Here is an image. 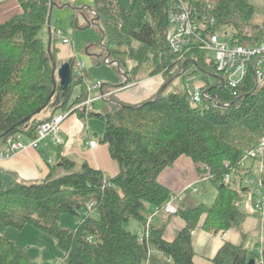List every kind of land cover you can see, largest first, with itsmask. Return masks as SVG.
<instances>
[{
    "label": "trees",
    "instance_id": "obj_1",
    "mask_svg": "<svg viewBox=\"0 0 264 264\" xmlns=\"http://www.w3.org/2000/svg\"><path fill=\"white\" fill-rule=\"evenodd\" d=\"M16 1L22 13L0 23V146L17 135L34 139L43 123L71 112L88 96L85 76L74 58L68 61L72 70L68 91L64 93L57 82L51 96L54 66L48 45L60 65L58 28L51 27L47 42L39 35L48 28L52 0ZM182 1L201 15L205 34L230 30L232 43L264 41L263 27L249 28L255 15L249 0ZM177 3L92 0L91 8H84L88 19L98 18L91 25L100 39L104 35L103 55L94 59L95 64L106 59L112 65L117 62L114 68L128 79L123 87L159 75L168 84L157 100L155 95L139 105L121 103L113 94L96 115L105 124L99 141L118 163L117 175L108 177L86 162L79 166L61 154L59 145L58 162L41 182H7L0 177V264H31L28 252L4 236L8 228L26 226L55 238L65 264H195L192 232L199 226L220 232L239 228L247 217L239 206L250 190L242 186L246 178H260L264 194V173H258L256 165L239 166L244 152L258 147L264 138V82L257 86L251 71L232 88L216 77V65L207 61L204 51L175 53L167 33L168 16ZM190 74H200L202 91L211 99L198 104L187 89L167 92L174 80ZM76 87L81 88L80 95L70 103ZM70 115L82 118L85 113L75 109L64 121ZM182 156L190 158L200 178L208 177L216 188L213 204L179 211L186 226L172 242L165 239L163 226L153 224L148 237L128 231L125 224L132 220L145 228L148 215L170 200L172 193L159 176ZM226 174L232 175L230 183L224 182ZM252 201L256 203L255 194ZM90 203L94 208L87 213ZM63 214L80 217L74 230L60 227ZM251 258L256 259L242 244L226 242L213 264H248Z\"/></svg>",
    "mask_w": 264,
    "mask_h": 264
},
{
    "label": "crops",
    "instance_id": "obj_2",
    "mask_svg": "<svg viewBox=\"0 0 264 264\" xmlns=\"http://www.w3.org/2000/svg\"><path fill=\"white\" fill-rule=\"evenodd\" d=\"M61 1L64 2V0ZM16 2V0L4 1L3 5L0 6V8H2V6L5 8L2 11L3 14L12 11L16 16L20 15L22 13V8L19 3ZM77 2L76 0L75 3ZM59 4L60 2L56 3L55 6H59ZM83 8L89 9V7L86 6ZM3 22H6V20ZM63 63L64 62H61L60 64ZM163 83L162 77L155 76L122 87V90L116 92L111 90V92H114V96L121 103L139 105L148 101L153 96L158 95ZM197 85H203V83L198 81L195 87ZM78 88L81 89L80 87ZM79 95L80 92L77 97ZM111 98L112 96L109 99L110 101ZM88 116L85 115L81 118L78 115H70L63 121L61 125L63 144H61L60 152L63 156L70 158L76 163H79L77 160H83V163L86 162L92 168L98 169L104 174L105 172L108 173V177H113L119 173V165L111 158L107 145L102 146L103 144L100 142L97 143L95 148L90 147V142L95 140L89 138L91 127ZM79 119L82 120L84 124L81 123ZM101 136L102 135L99 136V139ZM85 146H88V150L86 151H84ZM57 148L58 146L48 141L38 149H30L0 159V177L7 182L13 179H19L28 183L41 182L47 177L50 167L55 166L58 162L57 158L59 151ZM159 181L170 189L173 196L177 197L175 204L180 211L196 208L200 204H205L203 200L204 193L199 189L198 185L208 180L200 178L195 164L190 158L186 156L179 158L172 167L161 173ZM247 193L251 195V198L247 196L244 198L243 202L239 204L240 208L243 209L247 215L245 221L239 228H232L226 232H220L217 230L207 231L204 230L202 226H199L192 232V247L195 253V264H213V259L217 252L226 242L242 244L249 251V239L258 241L259 237L261 241L258 242V249L260 248L261 250H258V253L261 252V256L264 259V223L254 209L255 204H253L252 199L255 190H249ZM165 217L166 219L162 220L157 218L154 225L163 226L165 239L172 242L185 228L186 223L179 214L166 215ZM143 230L144 234V226ZM143 234L137 235L142 236ZM255 257L256 264V260L259 256L256 255ZM200 260L202 261L200 262Z\"/></svg>",
    "mask_w": 264,
    "mask_h": 264
},
{
    "label": "built area",
    "instance_id": "obj_3",
    "mask_svg": "<svg viewBox=\"0 0 264 264\" xmlns=\"http://www.w3.org/2000/svg\"><path fill=\"white\" fill-rule=\"evenodd\" d=\"M69 4H73L76 0H65ZM188 5L182 0H178L175 10L170 11L168 19L170 29L167 33V40L175 53L188 52L191 49H200L207 55V61H213L216 65L218 75L227 82L232 88H237L252 71L256 85L264 82V41L254 44L243 45L238 42L232 43V35L228 32L223 34H205V27L199 21L201 16L197 10ZM96 16V12H91ZM205 20V19H203ZM55 37L63 42V44H70L72 41L60 29H55ZM106 64H110L108 59ZM116 65V63H113ZM78 71L84 76V63H78ZM203 85H197L194 89L192 99L195 103H201L204 99H211L207 92L202 91ZM88 96L85 101L75 106V109H81L86 116H88L89 108L95 101H108L114 92L106 89L102 83H86ZM215 104H219V100H215ZM72 110V111H73ZM71 111V112H72ZM55 115L50 121L43 123L37 131L34 139H26L21 135L11 137L8 141L0 146V159L15 155L17 153L27 151L30 149H38L43 144L51 141L55 146L63 144V137L61 136V125L64 119L71 113ZM96 141L90 142V147L95 148ZM262 174L264 173V138L260 145L252 150H246L239 162L242 168H249L253 166ZM208 180V177L203 178ZM232 175L226 174L224 182L230 183ZM246 183L252 186L256 195L255 211L264 223V194L261 192L263 188V181L260 178L248 177L245 179ZM107 183V178H104ZM177 197L171 196L170 200L162 205L156 207L147 217L145 226V236L148 237L150 227L154 224L157 217L160 215H175L179 213L176 206ZM94 203L88 206V212L92 213ZM144 236L141 238V240ZM256 264H264V259L261 256L256 260Z\"/></svg>",
    "mask_w": 264,
    "mask_h": 264
},
{
    "label": "rangeland",
    "instance_id": "obj_4",
    "mask_svg": "<svg viewBox=\"0 0 264 264\" xmlns=\"http://www.w3.org/2000/svg\"><path fill=\"white\" fill-rule=\"evenodd\" d=\"M77 1V3L73 4H69L65 0L64 2L59 1V6L53 7L52 10L51 27L62 30L63 33H65L66 36H68L72 41L70 44H63L61 40H57L56 47L58 49V52L56 55V59L58 63H66L71 58H74L77 65L78 63H84L83 71L86 83L99 82L104 84L106 89H110L114 92L122 90L121 88L125 82V78L123 76L124 72H117V70L114 68V65L112 64L102 63L100 65H97L94 62L95 58L103 55V50L100 45L101 39L98 29L91 25L92 18H87V12H84L83 8L84 6L90 8L92 6V0ZM249 1L255 7V15L249 28L252 29L253 26H260L264 28V0ZM4 9L5 8H3V6L2 8H0V22H3L5 20L7 21L8 19H11L13 15H15V13H12V11L3 14L2 11ZM230 32L231 31L229 30L228 33L231 34ZM39 37L47 42L49 38L48 28L43 29L40 32ZM61 65L62 64L58 65L57 67H60ZM131 65H133V63H131ZM193 70L194 68H191L189 70V73H191ZM159 77H162V75H159ZM56 79L58 82L57 74ZM162 79L165 83V79L163 77ZM199 80L200 74H190L186 77L180 76L173 81V83L169 86L167 92H175L179 90V88L184 90L187 89V91L192 96L195 85ZM164 83L161 88L159 87L160 90L168 84ZM79 92L80 89L76 87L74 89L70 103H72V101L77 97ZM104 104L105 101L103 100L95 101L91 104L88 112V114H90L88 116V121L91 127L89 138L92 140L94 139L97 143H100L99 136L104 132V122L99 118H96V115L100 113ZM79 121L84 124L82 120L79 119ZM102 146H105V144H103ZM86 150H88V146L84 147V151ZM77 161L79 162V166L83 163V160ZM105 174L106 176H109L108 173L105 172ZM237 184L239 185V181L237 182ZM242 186L243 188L246 187L250 190L256 191V189L248 185L246 181L242 182ZM198 187L204 193V203L209 206L212 205L217 194L216 188L209 181H205L202 184H199ZM244 195V197L249 196L248 198H251V195L248 193ZM165 216L166 215L163 214L157 218L159 220L166 219ZM79 219L80 217H73L68 214H63L60 218L59 225L62 228L74 230L78 224ZM125 228L134 234H143L144 231L143 224L136 220H132L129 223L125 224ZM4 236H6L8 239L12 240L18 246L24 248L28 252L31 264H65L64 254L58 248L55 238L32 226H26L23 230L8 228ZM259 241H261L260 237L258 238V241L249 239V252L255 256H260V252L258 253V250H261L260 248L258 249ZM201 261L202 260H200V262Z\"/></svg>",
    "mask_w": 264,
    "mask_h": 264
},
{
    "label": "water",
    "instance_id": "obj_5",
    "mask_svg": "<svg viewBox=\"0 0 264 264\" xmlns=\"http://www.w3.org/2000/svg\"><path fill=\"white\" fill-rule=\"evenodd\" d=\"M55 5H56V3L52 0L51 4H50V11H49L48 19H47L48 34H49V39L50 40H51V16H52L53 7ZM97 21H98V18L93 19L92 23L96 24ZM103 40H104V35H103V37L101 39V43H103ZM48 53H49V55H50V57L52 59V63H53V66H54L53 74H52V82H53V85H54V89H53V91L51 93V96L54 94V92L56 90V86H57L56 74H57V78H58V82H59V86H60L61 90L64 93H66L68 91L70 85H71L72 70H71L70 64L68 62H66V63H63L60 67H57L56 62L54 61V59H53V57L51 55L50 43L48 45ZM116 64L119 65L117 62H116ZM123 76L126 78L125 82L123 84V85H125L128 82V79H127V77L124 74H123ZM216 77L220 78L221 82L223 83V79L219 75H216ZM165 87H166V85L160 90V92L156 96L155 100H157L160 97V95H161V93H162V91L164 90ZM25 120H27V119H25ZM24 121H22L21 123H23ZM248 264H255V259L251 258L249 260Z\"/></svg>",
    "mask_w": 264,
    "mask_h": 264
}]
</instances>
